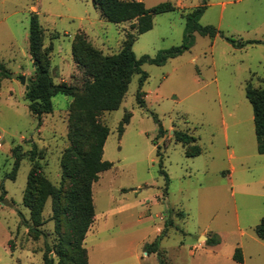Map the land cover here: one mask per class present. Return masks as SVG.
Segmentation results:
<instances>
[{
    "label": "rangeland",
    "instance_id": "374dc122",
    "mask_svg": "<svg viewBox=\"0 0 264 264\" xmlns=\"http://www.w3.org/2000/svg\"><path fill=\"white\" fill-rule=\"evenodd\" d=\"M142 1L149 7L170 1L176 11L158 15L153 29L137 36L138 59L183 45L187 16L202 6L199 24L220 33L211 38L195 32L193 47L181 56L163 66L143 65L147 81L141 86L142 75H135L120 109L99 117L110 131L103 159L113 168L93 185L96 215L84 242L89 264H160L157 254L146 253L155 242L164 264H238V248L244 264H264V240L256 233L264 219V155L246 95L249 83L264 88V0ZM32 15L45 30V47L53 44L57 84L82 83L72 55L76 35L84 34L104 55L120 52L128 34L136 35L133 23L107 22L93 0H0V63L17 75L4 79L0 90V264H45L46 257L61 264L58 249L67 236V220L56 217L54 199L46 201L37 222L25 204L33 150L62 205L70 187L62 162L71 147L73 99L55 96L53 113L40 120L18 79L25 76L28 84L35 74ZM227 37L260 43L237 49ZM127 113L131 122L120 137ZM156 118L166 131L162 138ZM176 132L195 137L202 154L189 157ZM213 238L219 244L209 243Z\"/></svg>",
    "mask_w": 264,
    "mask_h": 264
},
{
    "label": "trees",
    "instance_id": "16d2710c",
    "mask_svg": "<svg viewBox=\"0 0 264 264\" xmlns=\"http://www.w3.org/2000/svg\"><path fill=\"white\" fill-rule=\"evenodd\" d=\"M93 2L107 22L113 24L133 23L132 27L136 30V35L128 34L121 51L113 55H104L97 50L84 34L76 35L72 44V55L74 63L83 71L80 86L55 83L51 74L50 58L53 44L48 48L45 47V30L40 24L38 16H31L29 41L35 74L34 77L28 79L29 89L25 92L31 112L42 120L44 115L53 113V98L55 96L62 94L73 99L70 105L69 123L71 147L62 162L63 175L69 180L70 187L66 192L63 205L59 191L43 176L42 167L36 162V150L30 152V159L36 169L34 168L31 173L25 195V204L32 210L35 222L38 221L44 204L49 198L55 201L56 217H63L67 220V236L63 241L61 240L63 245L58 249L61 264H89L84 242L96 215L93 185L99 180L101 173L113 168V163L103 159L110 131L108 127L98 122L99 117L103 113L120 109L135 75H142L141 86L147 81L149 76L141 70L143 65L163 66L170 59L181 56L193 47V33L195 32L211 38H216L220 33L214 27H204L199 24L200 17L206 9L205 6H202L187 16L189 32L188 39L183 45L161 52L156 57L144 55L138 59L133 50L137 36L151 31L154 27L155 17L176 11V6L170 1L151 8L137 0H93ZM226 40L237 49L260 43L236 41L230 37H227ZM11 77L12 73L6 64L0 63V90L2 81ZM246 95L254 109L258 152L260 155H264V88L255 89L249 83ZM143 96L144 92L139 91L137 102L142 108L145 106ZM131 118L132 114L127 113L121 121L120 137L125 133ZM156 122L159 124L158 137L162 138L166 131L158 118H156ZM175 137L178 143L188 148L187 155L189 157L202 154L201 147L195 145L197 142L195 137L183 132H176ZM19 162L20 157L16 161L14 173L19 170ZM32 231L38 233V230L34 228ZM256 233L260 239L264 240V219L257 226ZM209 243L217 245L219 240L213 238L209 240ZM12 250L14 249L12 248ZM146 251L148 253L159 252V246L155 242L148 245ZM160 259V264H164L161 255ZM234 260L240 264L244 263L242 249L236 250ZM45 264H54V262L46 257Z\"/></svg>",
    "mask_w": 264,
    "mask_h": 264
},
{
    "label": "water",
    "instance_id": "95a60500",
    "mask_svg": "<svg viewBox=\"0 0 264 264\" xmlns=\"http://www.w3.org/2000/svg\"><path fill=\"white\" fill-rule=\"evenodd\" d=\"M12 78L13 79L17 78V75H12ZM18 79H19L20 83L23 86H25L26 90H28L29 88H28V85H27V78L25 76H23V77H19ZM3 204L6 205V206H11V204H10V202L8 200H4Z\"/></svg>",
    "mask_w": 264,
    "mask_h": 264
},
{
    "label": "crops",
    "instance_id": "0c3cea01",
    "mask_svg": "<svg viewBox=\"0 0 264 264\" xmlns=\"http://www.w3.org/2000/svg\"><path fill=\"white\" fill-rule=\"evenodd\" d=\"M137 1H142V0H137ZM143 2V1H142ZM148 8H151V7H149V6H147ZM37 9L36 8H34V11H36ZM51 45V44H50ZM194 61H196V60H194ZM199 78L201 79V77H200V75H199ZM196 82H200V80H198L197 78H196V80H195ZM204 89V87H202V88H200L199 89V91H201V90H203ZM203 238V237H202ZM163 252V251H162ZM146 253L149 255V254H151V253H148L147 251H146ZM153 254H157L158 255V257H159V259H160V250H159V252H155V253H153ZM166 256V255H165ZM166 264H168V262L166 263ZM238 264H240V263H238ZM244 264V263H243Z\"/></svg>",
    "mask_w": 264,
    "mask_h": 264
},
{
    "label": "built area",
    "instance_id": "2783aa9c",
    "mask_svg": "<svg viewBox=\"0 0 264 264\" xmlns=\"http://www.w3.org/2000/svg\"><path fill=\"white\" fill-rule=\"evenodd\" d=\"M2 142H3V139L0 137V150L3 148Z\"/></svg>",
    "mask_w": 264,
    "mask_h": 264
}]
</instances>
